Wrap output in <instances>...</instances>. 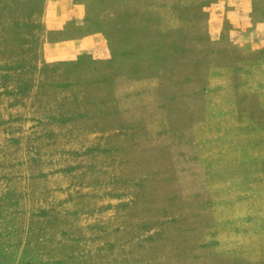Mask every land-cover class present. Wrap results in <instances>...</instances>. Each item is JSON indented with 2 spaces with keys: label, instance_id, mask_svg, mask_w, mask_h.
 <instances>
[{
  "label": "rangeland",
  "instance_id": "obj_1",
  "mask_svg": "<svg viewBox=\"0 0 264 264\" xmlns=\"http://www.w3.org/2000/svg\"><path fill=\"white\" fill-rule=\"evenodd\" d=\"M73 2L0 0V264H264L217 135L264 87V0Z\"/></svg>",
  "mask_w": 264,
  "mask_h": 264
},
{
  "label": "crops",
  "instance_id": "obj_2",
  "mask_svg": "<svg viewBox=\"0 0 264 264\" xmlns=\"http://www.w3.org/2000/svg\"><path fill=\"white\" fill-rule=\"evenodd\" d=\"M72 1L81 6L84 0ZM254 73L257 71L248 74L251 80ZM260 73L264 74V71ZM228 88L225 90L230 97L226 98L218 114L226 127L223 130L220 127L217 133L221 139H234L225 163L230 176L234 177V196L226 197L223 202L227 206L224 210L228 230L233 231L226 235V242L228 248L241 257L261 261L264 260V87L255 85L256 89H244L242 84L233 83ZM251 94L257 99L253 103L245 97L239 98ZM208 102L205 98V111ZM232 221L234 227H231Z\"/></svg>",
  "mask_w": 264,
  "mask_h": 264
}]
</instances>
